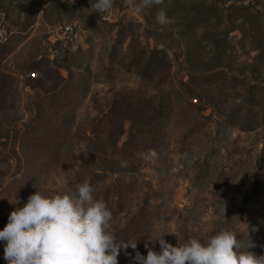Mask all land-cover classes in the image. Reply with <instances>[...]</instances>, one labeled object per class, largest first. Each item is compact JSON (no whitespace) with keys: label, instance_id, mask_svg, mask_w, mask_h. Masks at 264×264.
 Segmentation results:
<instances>
[{"label":"rangeland","instance_id":"rangeland-1","mask_svg":"<svg viewBox=\"0 0 264 264\" xmlns=\"http://www.w3.org/2000/svg\"><path fill=\"white\" fill-rule=\"evenodd\" d=\"M90 7L0 0V231L36 191L89 179L109 230L137 243L118 264L159 252L162 232L175 246L230 230L264 255V0Z\"/></svg>","mask_w":264,"mask_h":264},{"label":"clouds","instance_id":"clouds-1","mask_svg":"<svg viewBox=\"0 0 264 264\" xmlns=\"http://www.w3.org/2000/svg\"><path fill=\"white\" fill-rule=\"evenodd\" d=\"M90 10L107 13L115 0H89ZM164 0H123L125 6L138 12L163 5ZM166 10L159 7L155 21L167 23ZM146 162L153 161L154 150L139 154ZM127 167V161L120 162ZM95 188L89 179L77 183L71 193L44 196L39 191L28 197L23 207L12 211L8 223L0 231L5 241L4 259L7 264H118L120 250L137 248L136 241H118L109 230L113 214L107 204L93 195ZM147 239L157 242L160 251L148 248L147 256L136 253V264H264V255L249 251L255 247L249 238L245 243L230 230H220L202 241L190 237L173 246L164 236Z\"/></svg>","mask_w":264,"mask_h":264},{"label":"built area","instance_id":"built-area-1","mask_svg":"<svg viewBox=\"0 0 264 264\" xmlns=\"http://www.w3.org/2000/svg\"><path fill=\"white\" fill-rule=\"evenodd\" d=\"M82 30L83 28L80 24H76L74 26H65L62 31V38L67 42L77 41L81 36Z\"/></svg>","mask_w":264,"mask_h":264}]
</instances>
